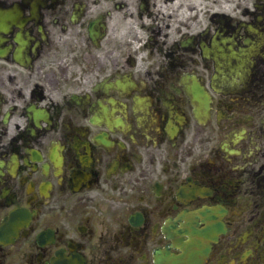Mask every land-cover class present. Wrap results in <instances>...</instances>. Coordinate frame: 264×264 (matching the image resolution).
Returning a JSON list of instances; mask_svg holds the SVG:
<instances>
[{
  "label": "flooded vegetation",
  "instance_id": "1",
  "mask_svg": "<svg viewBox=\"0 0 264 264\" xmlns=\"http://www.w3.org/2000/svg\"><path fill=\"white\" fill-rule=\"evenodd\" d=\"M161 252L264 264V0H0V264Z\"/></svg>",
  "mask_w": 264,
  "mask_h": 264
}]
</instances>
